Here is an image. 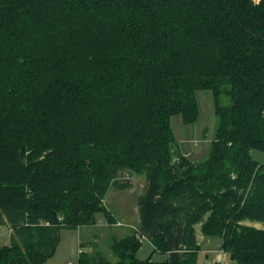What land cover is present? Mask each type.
<instances>
[{"label":"trees","instance_id":"16d2710c","mask_svg":"<svg viewBox=\"0 0 264 264\" xmlns=\"http://www.w3.org/2000/svg\"><path fill=\"white\" fill-rule=\"evenodd\" d=\"M203 89L217 124L193 161L171 120L194 123ZM254 150L264 0H0V264H45L100 211L115 224L107 190L138 175L140 226L113 237L114 261L81 243L79 264H196L198 224L236 264H264V226L245 223L264 225ZM145 240L168 259H140Z\"/></svg>","mask_w":264,"mask_h":264},{"label":"rangeland","instance_id":"374dc122","mask_svg":"<svg viewBox=\"0 0 264 264\" xmlns=\"http://www.w3.org/2000/svg\"><path fill=\"white\" fill-rule=\"evenodd\" d=\"M225 99V98H224ZM197 101L199 105V117L192 124H185L180 114L174 115L171 124L177 140V148L188 155L193 161L205 160L211 150L212 139L216 130L215 103L210 90H199L197 92ZM175 148L177 151L178 149ZM253 155L261 161H264V153L254 150ZM131 184L128 186H119L111 184L107 190L104 203L109 211L114 215L115 220H121L123 224L110 225L108 217L103 211L97 213V224L82 226L81 229H63L61 231V240L55 254L47 260L45 264H79L80 240L85 243L84 249L89 253L96 251L104 254L105 257L115 260L111 250L113 237H123L131 233L140 226L141 212L139 199L146 192V176H134L128 180ZM246 224L263 227L259 222L245 221ZM12 229L9 226L0 227V244L10 243ZM210 252L199 251L196 264H205L207 254L210 259L213 252L221 249L222 238L220 236H206V242L202 244ZM140 259L151 258L154 261H165L168 259V253L155 251L152 243L144 241L138 251ZM226 264H236L228 258Z\"/></svg>","mask_w":264,"mask_h":264},{"label":"crops","instance_id":"0c3cea01","mask_svg":"<svg viewBox=\"0 0 264 264\" xmlns=\"http://www.w3.org/2000/svg\"><path fill=\"white\" fill-rule=\"evenodd\" d=\"M116 221H118L119 222V225L120 224H123L122 222H121V220H116ZM79 229H81V228H79ZM78 229V230H79ZM197 240H198V243L200 244V246H201V250H203L204 252H210V254H211V252H212V250H206L205 248H203V243H205L206 242V236H205V234H203V232H202V229H201V224H198L197 225ZM149 242V241H148ZM82 243V240H80V244ZM151 243V242H150ZM207 258L209 259V260H206L205 261V264H218V263H222V264H226V260L229 258L228 256H227V254L225 253V252H223L221 249L218 251V252H213V255L211 256V259H210V255H209V253L207 254Z\"/></svg>","mask_w":264,"mask_h":264},{"label":"built area","instance_id":"2783aa9c","mask_svg":"<svg viewBox=\"0 0 264 264\" xmlns=\"http://www.w3.org/2000/svg\"><path fill=\"white\" fill-rule=\"evenodd\" d=\"M68 264H73V263L70 262V263H68Z\"/></svg>","mask_w":264,"mask_h":264},{"label":"water","instance_id":"95a60500","mask_svg":"<svg viewBox=\"0 0 264 264\" xmlns=\"http://www.w3.org/2000/svg\"><path fill=\"white\" fill-rule=\"evenodd\" d=\"M232 258H233V256H232Z\"/></svg>","mask_w":264,"mask_h":264}]
</instances>
